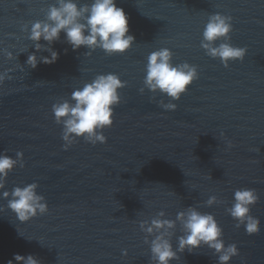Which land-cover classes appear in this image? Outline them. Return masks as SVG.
<instances>
[{"label":"water","instance_id":"95a60500","mask_svg":"<svg viewBox=\"0 0 264 264\" xmlns=\"http://www.w3.org/2000/svg\"><path fill=\"white\" fill-rule=\"evenodd\" d=\"M55 3L0 0V154L15 159L21 152L24 163L8 174L4 191L37 183L49 209L20 222L0 196V264H16L15 254L41 264H151L140 222L160 211L175 220L190 206L212 214L225 245H237L230 264H264V0H116L135 38L128 52L85 55L86 48L73 51L61 33L51 45L56 62L33 69L28 56L49 53H36L21 26L30 30ZM216 13L232 17L231 44L247 49L227 68L200 47ZM161 48L173 53V64L197 66L199 78L179 101L144 88L147 57ZM109 73L126 87L112 126L103 130L106 143L78 139L65 150L53 104ZM161 101L176 109H162ZM243 188L259 196L251 215L260 230L253 235L226 212ZM213 195L223 203L206 206ZM180 235L177 223L174 249ZM178 255L171 264H218L207 247Z\"/></svg>","mask_w":264,"mask_h":264},{"label":"clouds","instance_id":"9594fccd","mask_svg":"<svg viewBox=\"0 0 264 264\" xmlns=\"http://www.w3.org/2000/svg\"><path fill=\"white\" fill-rule=\"evenodd\" d=\"M45 11V9H41ZM21 26V31L28 33L36 53L46 51L49 56L38 57L35 53L27 58V64L35 69L38 63L52 64L59 54L51 45L60 40L61 33L65 42L73 51L86 48L85 55H91L97 49L106 55H123L128 52L135 41L129 34V17L124 10L117 7L116 0H91V3L78 4L77 0H56L46 9L44 20H37ZM233 31L232 17L219 13L212 14L204 26L200 47L206 55L219 59L225 68L233 61H242L247 49L234 47L231 44ZM46 42L42 44L41 41ZM9 59L14 57L6 52ZM173 53L168 48L151 52L147 57L144 88L152 93L159 92L171 101H179L188 88L199 78L197 66L187 62L173 64ZM5 78L0 74V81ZM126 87L116 74H99L91 82L71 93L70 100H61L53 104L52 113L55 122L62 125V140L65 150L78 139L92 145L106 143L103 130L113 124L114 108L121 102L119 90ZM144 88L140 89L141 94ZM159 106L166 111H174L175 103L160 102ZM19 165L24 167L23 153L17 152L13 159L7 154H0V196L8 201L7 209L15 214L20 222H26L37 215L48 212L45 198L38 194V184L31 183L23 187H14L11 192L4 191L8 174ZM259 202L255 189H238L234 192L233 203L226 212L236 221V228L244 227L248 235L259 232L260 220L251 215V209ZM206 206L221 204L223 201L210 196ZM165 212L160 211L156 217L140 222L139 227L145 233L144 243L150 247L151 264H171L179 260L178 253L207 247L218 256V264H230L233 257L239 254L236 244L225 245L223 230L212 214L202 213L197 207H187L177 213L175 220L165 219ZM177 223L182 235L177 237L174 249L172 238ZM21 235V234H20ZM23 236V235H22ZM152 237L151 240L148 238ZM126 254V252L124 253ZM16 264H41L40 260L29 254H15ZM8 264H13L10 260Z\"/></svg>","mask_w":264,"mask_h":264}]
</instances>
